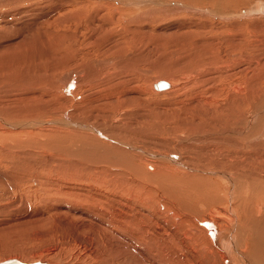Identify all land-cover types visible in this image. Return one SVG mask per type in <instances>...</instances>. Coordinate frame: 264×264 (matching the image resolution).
<instances>
[{
	"label": "rangeland",
	"instance_id": "obj_1",
	"mask_svg": "<svg viewBox=\"0 0 264 264\" xmlns=\"http://www.w3.org/2000/svg\"><path fill=\"white\" fill-rule=\"evenodd\" d=\"M66 1L0 0V29L6 28L0 30V36L9 37L0 42V261L16 258L26 263L117 264L120 251L128 257H139L146 247L156 245V255L160 258L168 252L174 255L173 260L183 259L185 251L184 264L189 261L223 264L218 253L205 255L214 246L191 231L193 225L179 208V201L167 197L156 181L159 177H168L167 184L178 180L184 188L185 182L207 178L218 185H234L232 197L238 199L245 182L255 181L256 174L264 168V136H261L264 135V119H261L264 118V0H123L125 3L106 0L112 3V8L102 11L94 8L89 0ZM256 4L262 5L261 12L253 11ZM82 12L84 15L78 17L79 21L76 18L65 24L57 21ZM104 18L111 20L108 26ZM88 23L91 31L85 26ZM88 32L94 35L88 37ZM43 51L51 53L44 57ZM74 67L79 68L80 74L74 77L80 84L70 88L72 94L59 98L53 87L60 81L55 78L72 72ZM157 81H166L170 87L156 91L153 83ZM49 82L52 86H48ZM234 83L241 85L243 94L233 93ZM228 93L234 95L230 98ZM233 96H239V100L234 101ZM115 106L124 108V116H117ZM247 115L254 117L253 123L243 129L244 125L238 121L248 118ZM30 116L37 122L36 126L25 122ZM70 117L87 119L86 124L97 131L122 138L120 146L127 152L125 163L128 165L111 169L104 161L92 164L88 157L92 156V149L86 148L83 140L97 145L93 141L99 135L92 131L88 137L77 132L89 131L88 128L66 126L62 120ZM55 119L59 123H52ZM14 120L21 124L18 122L16 127ZM10 124L14 127L10 128ZM235 128H241V132L232 133ZM40 129L42 133H38ZM250 134H255L252 142L248 141ZM77 136L82 140H77ZM39 138H42V150L48 151L47 156H42L38 147L32 145ZM59 138L62 146L56 149L52 144ZM246 138L247 141H242ZM150 161L152 171L145 168ZM174 168L177 173L170 172ZM97 204L107 210L95 213L100 207ZM71 206L77 208L79 218L66 214ZM239 225L244 227L243 223ZM79 233L86 240H92L101 250L100 255L113 256L105 263L101 257L94 258L78 241ZM122 246L125 248H119ZM194 246L202 247L205 253L194 250ZM169 262L172 264V260Z\"/></svg>",
	"mask_w": 264,
	"mask_h": 264
},
{
	"label": "bare ground",
	"instance_id": "obj_2",
	"mask_svg": "<svg viewBox=\"0 0 264 264\" xmlns=\"http://www.w3.org/2000/svg\"><path fill=\"white\" fill-rule=\"evenodd\" d=\"M18 1V0H17ZM66 1V0H65ZM89 1H91V2H93L94 3V5H95V7L94 8H96L97 10H101L102 11V9L103 8H106V9H110V8H112V3H110V2H106V0H105V2H100L101 0H89ZM110 1V0H109ZM123 1V0H122ZM194 1H197V0H194ZM220 1V0H219ZM66 2H69V1H66ZM81 2V1H80ZM124 2V1H123ZM223 2V1H222ZM70 3V2H69ZM125 3V2H124ZM123 3V4H124ZM215 3H216V1H215ZM122 4V5H123ZM177 4V3H176ZM219 4V3H218ZM68 5V4H67ZM93 5V4H92ZM122 5H120L121 7H122ZM179 5V4H178ZM202 5V4H201ZM232 5V4H231ZM235 5V4H234ZM127 6V5H126ZM228 6V5H227ZM63 7V6H62ZM124 7V6H123ZM122 7V8H123ZM206 7V6H205ZM218 8V7H217ZM255 9H253V11H256V10H259L260 11V9H262L263 7H262V5L260 6V4H256L255 5V7H254ZM139 9V8H138ZM196 9V8H195ZM198 9V8H197ZM63 11H64V9H62ZM115 10L116 11H120V12H123V13H125L126 12V10L125 9H123L122 11L119 9V8H115ZM136 10V9H135ZM141 10V9H140ZM132 11V10H131ZM113 12V11H112ZM127 12H128V10H127ZM135 12V11H134ZM133 12V13H134ZM140 11H138V13H139ZM261 12V11H260ZM99 13V12H98ZM119 13V12H118ZM241 13V12H240ZM249 13V12H248ZM59 14V13H58ZM64 14H65V11H64ZM135 14V13H134ZM142 14V13H141ZM141 14H138V16H140ZM243 14H245V12L243 13ZM66 15V14H65ZM84 14H83V12L82 13H80L78 16H73L72 18H70V17H65V18H63L64 20H60V19H57V21H59V23H60V21L62 22V23H66V22H68V20H71V19H77L78 21H79V19H78V17H80V16H83ZM122 15V14H121ZM125 14H123V16H124ZM126 15H127V13H126ZM126 15H125V17H126ZM230 15V14H229ZM237 14H235V16H236ZM59 16V15H58ZM129 16V15H128ZM242 16V15H241ZM60 17V16H59ZM103 17H105V13L103 14ZM124 17V18H125ZM246 17V16H245ZM15 18V17H14ZM67 18H70V19H67ZM123 18V19H124ZM131 18V17H130ZM146 18V17H145ZM54 19V18H53ZM89 19V18H88ZM98 19V21L100 22V23H102L101 22V20L99 19V18H97ZM104 19H106V22L105 21H103L107 26H108V24L109 23H111V20H108L107 18H104ZM103 19V20H104ZM128 19V18H127ZM75 21V20H74ZM86 21V20H85ZM91 20H89V22H90ZM96 21V20H95ZM133 21H135V20H133ZM83 22V21H82ZM132 22V21H131ZM130 22V23H131ZM256 22V21H255ZM117 23V22H116ZM126 23V22H125ZM105 24H103L104 26H105ZM102 25V26H103ZM17 26V25H16ZM20 26V25H19ZM23 26V25H22ZM85 26H88L89 27V30H90V27H91V25L88 23L87 25H85ZM123 26V25H122ZM121 26V27H122ZM205 26V25H204ZM87 27V28H88ZM252 27H253V25H252ZM251 27V28H252ZM16 28V27H15ZM19 28V27H18ZM81 28V27H80ZM124 28V27H123ZM3 29H6L5 27L3 28ZM3 29H0V30H3ZM85 29H86V27H85ZM96 29V28H95ZM20 30V29H19ZM250 30V29H249ZM66 31V30H65ZM87 31H88V29H87ZM91 31V30H90ZM94 31V30H93ZM98 31V30H97ZM139 31V30H138ZM59 32V31H58ZM63 32V31H62ZM19 33V32H18ZM17 33V34H18ZM23 33V32H22ZM64 33V32H63ZM88 37H90V36H93L94 34L92 33V32H88ZM19 36V35H18ZM50 36V35H49ZM79 36V35H78ZM1 38H0V42H4V41H6V40H8L9 39V37L8 36H6V35H3V36H0ZM66 37H68V36H66ZM65 37V38H66ZM139 37V36H138ZM137 37V38H138ZM22 39V38H21ZM23 40V39H22ZM67 40V39H66ZM139 40V39H138ZM140 41V40H139ZM107 42V41H106ZM59 43V42H58ZM1 44V43H0ZM21 44H23V43H21ZM57 44V43H56ZM77 45V44H76ZM23 46H24V44H23ZM30 47V46H29ZM99 47V46H98ZM47 48V47H46ZM76 48V47H75ZM100 48V47H99ZM83 49V48H82ZM98 50V49H97ZM21 51V50H20ZM21 53V52H20ZM50 53L51 52H49V51H43V54H44V57H48L49 55H50ZM74 53V52H73ZM132 53V52H131ZM27 54V53H26ZM29 54V53H28ZM130 54V53H129ZM35 56H36V54H35ZM116 56V55H115ZM38 57H40V56H38ZM42 57V56H41ZM118 57V56H117ZM121 57V56H120ZM23 58H25L24 56H23ZM33 58V57H32ZM109 58V57H108ZM110 58H112V57H110ZM119 58V57H118ZM40 59V58H39ZM103 59H107V57L106 58H103ZM117 59V58H116ZM33 60V59H32ZM111 60V59H110ZM114 60V59H113ZM113 60H111V61H113ZM63 61V60H62ZM107 61V60H106ZM33 62H34V60H33ZM39 62V61H38ZM65 62V61H64ZM102 62L104 63L105 62V60L103 61L102 60ZM129 62V61H128ZM115 63V62H114ZM117 63V62H116ZM68 64V63H67ZM104 64H108L109 65V63H104ZM110 65H112V64H110ZM14 66V65H13ZM72 66V65H71ZM29 67V66H28ZM10 69H11V65H10V67H9ZM76 67H74V69H75ZM14 69V68H13ZM15 69H16V67H15ZM14 69V70H15ZM21 69H23L22 67H21ZM57 69V68H56ZM61 69V68H60ZM73 69V70H74ZM79 69V68H78ZM77 68H76V70H72V72L71 71H69L68 73L66 72L64 75L65 76H61L60 74V76L62 77V78H60V76H56V78L55 79H58L59 81H60V84L59 85H55L53 88L56 90V92H57V94H59V98H62L61 96L64 94V95H69V94H72V90H70V88L74 85H76L75 87H77L78 86V84H80L79 82H77L78 81V78H77V80H76V76H77V74H80L78 71ZM121 69V68H120ZM13 70V71H14ZM58 70V69H57ZM65 70V69H64ZM63 70V71H64ZM78 70V71H77ZM56 71V70H55ZM66 71V70H65ZM106 72V71H105ZM57 74H58V72H56ZM60 73V72H59ZM74 74L76 75L75 77H74ZM81 74H82V72H81ZM94 77H96V76H94ZM93 77V79L95 80L96 78H94ZM243 77V76H242ZM245 77V76H244ZM243 77V78H244ZM247 77V76H246ZM21 78H23V77H21ZM52 78H53V76H52ZM170 78V77H169ZM90 79V78H89ZM88 79V80H89ZM258 79V78H257ZM51 80V79H50ZM49 80V81H50ZM53 80V79H52ZM91 80H92V78H91ZM98 80V79H97ZM172 80V79H171ZM242 80V79H241ZM240 80V81H241ZM246 80V79H245ZM248 80V79H247ZM54 81V80H53ZM96 81V80H95ZM124 81V80H123ZM122 81V82H123ZM242 81H244V80H242ZM241 81V82H242ZM51 82V81H50ZM49 82V84H48V86H52L51 85V83ZM55 82H57V81H55ZM97 82V81H96ZM164 83H166V87L164 88H159L158 87V85H159V83H161V81H157V82H154L153 83V88H154V90H156V91H166V89L167 88H169L170 87V85H169V83H167L166 81H163ZM235 82H237V81H235ZM245 82V84H246V81H244ZM21 83V82H20ZM52 83H54V82H52ZM85 83V82H84ZM240 83V82H239ZM29 84V83H28ZM45 84V83H44ZM94 84H95V82H94ZM172 84V83H171ZM244 84V83H243ZM89 85V84H88ZM87 85V86H88ZM113 85V84H112ZM38 86H40V85H38ZM195 86V85H194ZM42 87V86H41ZM110 87V86H109ZM35 88V87H34ZM47 88V87H46ZM91 88H93V87H91ZM106 88V87H105ZM247 88V87H246ZM36 89V88H35ZM231 89L233 90V93L235 94V95H237V94H243L244 92L242 91V93H240L241 92V85L240 84H236V83H234L232 86H231ZM248 89H250V88H248ZM248 89H246L247 91H248ZM253 89V88H252ZM245 90V89H244ZM251 90V89H250ZM70 91V93H68ZM253 91V90H252ZM29 92V91H28ZM32 91H30V93H31ZM246 92V91H245ZM26 93H27V89H26ZM229 94L230 95V98H231V95H234V94ZM249 93V92H248ZM251 93V92H250ZM29 94V93H28ZM33 94V93H32ZM227 94V95H228ZM131 95V94H130ZM248 95H250V94H248ZM251 95H252V93H251ZM244 96V95H243ZM245 96H246V94H245ZM124 97V96H123ZM229 97V96H228ZM234 97V96H233ZM232 97V98H233ZM236 97V96H235ZM234 97V98H235ZM240 97H242L241 95H240ZM233 98V99H234ZM245 98V97H244ZM243 98V99H244ZM249 98V97H248ZM251 98H252V96H251ZM133 99V98H132ZM232 99V100H233ZM241 99V98H240ZM240 100V101H244V100ZM116 100H118V98L116 99ZM229 100V99H228ZM237 100H239V96H238V98L236 97L235 98V100L234 101H237ZM246 100H247V97H246ZM124 101V99L121 101V102H123ZM239 101V102H240ZM51 102V101H50ZM120 102V103H121ZM129 102V101H128ZM151 102V101H150ZM206 102V101H205ZM210 102H211V100H210ZM242 102H240V103H242ZM246 101H244V103H245ZM127 103V102H126ZM59 104V103H58ZM116 104V103H115ZM114 104V105H115ZM119 104V103H118ZM118 104H116L117 106H119ZM144 105V104H143ZM150 105V104H149ZM121 106V105H120ZM145 106V105H144ZM143 106V107H144ZM141 107V106H140ZM20 108V107H19ZM110 108V107H109ZM115 109H116V112H118L119 113V115H117V116H124V113L125 112H123V110H124V108H116V106L114 107ZM111 109V108H110ZM123 109V110H122ZM131 110V109H130ZM129 110V111H130ZM133 110V109H132ZM135 110V109H134ZM133 110V111H134ZM142 110V109H141ZM46 112H47V110H45ZM49 111V110H48ZM126 111V110H125ZM27 112V111H26ZM65 112V111H64ZM112 111H110V113H111ZM133 113V112H132ZM257 113V112H256ZM260 113V112H259ZM258 113V114H259ZM9 114V113H8ZM11 114V113H10ZM18 114V113H17ZM16 114V115H17ZM23 114V113H22ZM25 114V113H24ZM56 114H58V113H56ZM66 114V113H65ZM65 114L64 115H62V116H65ZM112 114V113H111ZM114 114V113H113ZM127 114V113H126ZM257 114V115H258ZM30 115V114H29ZM67 115V114H66ZM148 115V114H147ZM253 115V114H252ZM256 115V114H255ZM20 116V115H19ZM52 116V115H51ZM58 116V115H57ZM107 116V115H106ZM111 116V115H110ZM248 116V115H247ZM20 117H22V116H20ZM27 117V116H26ZM108 117V116H107ZM250 117V115L248 116V118ZM1 118V117H0ZM23 118H24V116H23ZM63 118V117H62ZM65 118H67V117H65ZM114 119H115V117H113ZM246 118V119H245ZM247 117H244L242 120H240V121H238L242 126L244 125V128L243 129H245L247 126H248V124H251V123H253V121L251 122V119L252 118H254V117H252V118H249L248 119ZM4 119V118H3ZM5 119L6 120H8L9 119V117L8 116H5ZM21 119V118H20ZM32 119V120H31ZM37 119V118H36ZM261 119H264V118H262L261 117ZM23 120V119H22ZM41 120V119H40ZM49 120V119H48ZM58 119H55V120H51L52 121V123L54 122V121H57ZM15 122H16V124H15V126L16 127H18L17 126V123L19 122H17L16 120H14ZM21 121V120H20ZM60 121V120H59ZM86 121V122H85ZM85 121H80L79 119H75V118H72V117H70V118H68V119H65V120H62V122L63 123H65L66 124V126H68V127H70V125H73V126H81L82 128H88L89 129V131H84V132H80V131H77L78 129H76V128H74L73 130H75V131H77V132H79L80 134H83V133H86L87 135H88V137L89 136H91V134L93 133L92 131H95L96 133H98V135H99V138H97L96 136H98L96 133H95V140L93 141V142H95L97 145H95V144H91V143H89L90 141H85V140H83L84 142H85V144H84V146L86 147V148H88V147H90L92 150L90 151V153L92 154V156H88V157H90L91 158V163L92 164H94V162L96 163H101L102 164V162L103 163H105L107 166H109L111 169H112V167H113V169L114 168H119V167H125V165L127 164V163H125V161H126V153H124V151H126L123 147H121L120 146V144H121V142H122V138H112L111 136H109L108 134H104V133H102L101 131L99 132V131H97L94 127H92L91 125H87L86 123L88 122V120L86 119ZM23 123H24V120L22 121ZM25 122L27 123H30V124H32L33 126L35 125H37L36 123V121L35 120H33V118L30 116V117H28L26 120H25ZM42 122H43V120H42ZM48 122V121H47ZM58 122V121H57ZM10 123V122H9ZM20 123V122H19ZM40 124H41V121L39 122ZM55 123V122H54ZM59 123V122H58ZM8 124V123H7ZM12 124V123H11ZM10 124V125H11ZM21 124V123H20ZM29 124V125H30ZM62 124V123H61ZM239 124V125H240ZM28 125V126H29ZM56 125V124H55ZM21 126V125H20ZM22 126H25V123H24V125H22ZM27 126V125H26ZM31 126V125H30ZM29 126V127H30ZM78 126H77V128H78ZM250 126V125H249ZM248 126V127H249ZM0 127H2V126H0ZM4 127V126H3ZM12 127V125L10 126V128ZM14 127V126H13ZM12 127V128H13ZM54 127V126H53ZM72 127V126H71ZM3 129L4 128H2V131H3ZM16 129V128H15ZM24 129H26V127L24 128ZM123 129V128H122ZM250 129V128H249ZM1 130V129H0ZM23 130V129H22ZM71 130V129H70ZM135 130V129H134ZM231 130V129H230ZM240 130H241V128H240ZM240 130H236V128H235V130H232L231 132L233 133H235L236 131L238 132V131H240ZM247 130V129H246ZM252 130V129H251ZM9 132H11V131H13L12 129H11V131L10 130H8ZM17 131V130H16ZM20 131V130H19ZM81 131H82V129H81ZM245 131V130H244ZM6 132H7V129H6ZM14 132V131H13ZM25 132V131H24ZM43 132V130L42 129H40L39 131H38V133H42ZM135 132V131H134ZM241 132V131H240ZM243 132V131H242ZM246 132V131H245ZM252 132H253V130H252ZM0 133H2V132H0ZM17 133V132H16ZM15 133V134H16ZM26 133V132H25ZM76 133V132H75ZM74 133V134H75ZM261 133V132H260ZM27 134H32V133H27ZM70 134H72V133H70ZM239 134V133H238ZM241 134V133H240ZM2 135V134H1ZM10 136H12V137H15V135H13V134H9ZM108 135V136H107ZM112 135V134H111ZM114 135V134H113ZM242 135H243V133H242ZM252 135V136H251ZM255 134H250V135H248V139L246 138V139H242V141H244L245 142V140L247 141H250V142H252L253 141V136H254ZM6 136V135H5ZM76 136V135H75ZM84 136V135H83ZM191 136V135H190ZM250 136V137H249ZM261 136H264V135H261ZM260 136V137H261ZM7 137V136H6ZM42 137V136H41ZM43 137H44V135H43ZM51 137V136H50ZM242 137V136H241ZM245 137H247V134H246V136ZM244 137V138H245ZM1 138V137H0ZM53 138V137H52ZM76 138H78V136L76 137ZM256 138H258V137H256ZM263 138V137H262ZM23 139V138H22ZM69 139V138H68ZM92 139V138H91ZM105 139V140H104ZM261 139V138H260ZM61 138H59V139H56V141H55V144L53 143L52 145L53 146H55L56 147V149H61V148H59L58 146H62V145H59V143H61ZM77 140H82V138L81 137H79ZM102 140V141H101ZM176 140V139H175ZM178 140V139H177ZM184 140V139H183ZM237 140V139H236ZM257 140V139H256ZM75 141V140H74ZM109 141V142H108ZM241 141V142H242ZM113 144H112V143ZM220 142V141H219ZM234 142V141H233ZM50 144H51V142H49ZM64 143H67V142H64ZM239 143H240V141H239ZM247 143V142H246ZM246 143H245V145H246ZM11 144H12V142H11ZM126 144V143H125ZM234 144H236V141L234 142ZM244 144V143H243ZM33 146H37L38 147V150H39V152H40V154L43 156V155H45V156H47L48 155V151H46V152H44L43 150H42V138H39V139H37V140H34V142H33V144H32ZM77 147V146H76ZM253 147V146H252ZM251 147V148H252ZM134 148V147H133ZM140 148V147H139ZM245 148V147H244ZM246 148H248V147H246ZM250 148V149H251ZM44 149V148H43ZM51 149H52V147H51ZM54 149V148H53ZM89 149V148H88ZM35 150V149H34ZM69 150V149H68ZM72 150V149H71ZM85 150H87V149H85ZM103 150V151H102ZM145 150V149H144ZM154 150V149H153ZM11 151V150H10ZM37 150H35V152H36ZM53 151V150H52ZM81 151V150H80ZM84 151V150H83ZM88 151V150H87ZM123 151V152H122ZM4 152V151H3ZM8 152V151H7ZM77 152V151H76ZM135 152V151H134ZM148 152V151H147ZM50 153V152H49ZM77 153H79V152H77ZM129 153V152H128ZM131 153V152H130ZM141 153H142V151H141ZM166 153V152H165ZM30 154V153H29ZM35 154V153H34ZM147 154V153H146ZM151 154H153V153H151ZM157 154V153H156ZM50 155V154H49ZM126 155V156H125ZM135 155V154H134ZM42 156H41V158H42ZM66 156V155H65ZM157 156V155H156ZM172 156V155H171ZM170 156V157H171ZM181 156V155H180ZM209 156V155H208ZM54 157V156H53ZM70 157V156H69ZM84 157V156H83ZM87 157V156H86ZM87 157V158H88ZM43 158H45V157H43ZM59 158V157H58ZM173 158H175V157H173ZM141 159V158H140ZM163 159V158H162ZM171 159V158H170ZM231 160V159H230ZM129 161V160H128ZM11 162V161H10ZM178 162H179V160H178ZM180 164V163H179ZM11 165V164H10ZM128 165V164H127ZM182 165V164H181ZM187 165V164H186ZM117 166V167H116ZM185 166V165H184ZM186 167V166H185ZM189 167V166H188ZM187 167V168H188ZM27 168V167H26ZM73 168V167H72ZM103 168H104V166H103ZM128 167L126 166V169H127ZM145 168H146V170H153L154 169V167H153V163H152V161H150V162H147L146 164H145ZM158 168V167H157ZM164 168V167H163ZM167 168V166L165 167V169ZM178 168V167H177ZM186 168V169H187ZM192 168H194V167H192ZM199 168V167H198ZM198 168H197V170H198ZM203 168V167H202ZM138 169V168H137ZM141 169V168H140ZM181 169V168H180ZM179 169V170H180ZM184 169V168H183ZM183 169H181L182 171H183ZM189 169V168H188ZM195 169V168H194ZM210 169V168H209ZM216 169V168H215ZM37 170V169H36ZM66 170V169H65ZM110 170V169H109ZM178 170V169H177ZM193 170V169H192ZM66 171H68V170H66ZM102 171V170H101ZM126 171V170H125ZM138 171V170H137ZM145 171V170H144ZM168 171H170V169L168 170ZM175 171V168H174V170H172V171H170V172H174ZM182 171H180V172H182ZM187 171V170H186ZM185 171V172H186ZM211 171H213V170H211ZM69 172V171H68ZM86 172V171H85ZM100 172V171H99ZM118 172H121L120 170L118 171ZM136 172V171H135ZM150 172V171H149ZM184 172V171H183ZM190 172V171H189ZM189 172H188V175H189ZM201 172V171H200ZM210 172V171H209ZM214 172V171H213ZM218 172V171H217ZM72 173V172H71ZM102 173V172H101ZM110 173V172H109ZM114 173H115V171H114ZM114 173H112L113 175H114ZM125 173V172H124ZM145 173H146V171H145ZM153 173V172H152ZM175 173H177L176 171H175ZM179 173V172H178ZM221 173V172H220ZM112 174H110V175H112ZM115 174H117V172L115 173ZM119 174V173H118ZM143 174V173H142ZM184 174V173H183ZM195 174V173H194ZM193 174V176H195ZM214 174H215V172H214ZM219 174V173H218ZM229 174V173H228ZM34 175V174H33ZM65 175V174H64ZM67 175V174H66ZM70 175V174H69ZM68 175V176H69ZM71 175H73V174H71ZM77 175H78V173H77ZM120 175V174H119ZM119 175H118V177H119ZM191 175V174H190ZM230 175H231V173H230ZM245 175V174H244ZM60 176V175H59ZM100 176V175H99ZM107 176V175H106ZM105 176V177H106ZM121 176V175H120ZM142 176V175H141ZM183 176V175H182ZM217 176V175H216ZM215 176V177H216ZM101 177H102V174H101ZM104 177V176H103ZM109 177V176H108ZM114 177V176H113ZM186 178H187V176H185ZM196 177H197V175H196ZM221 177V176H220ZM62 178V177H61ZM93 178H94V176H93ZM167 178L168 177H159L158 179H157V183L158 184H160L161 186H162V188H163V191L167 194L166 196L167 197H169L170 199H172V200H174V199H176V200H178L179 201V206H181V207H179L181 210H182V212L184 213V215H186L187 216V219H188V221H191V225H193V228L191 229V231H193V233L194 234H196V236L197 235H201V236H203L202 238H206V239H208L209 240V243L208 244H211V245H213L214 247H212L211 246V250L208 252V250H206V253L204 252V251H202L201 249H202V247H201V249H198V248H196L195 246H194V250H201V252H204L205 253V255H213L215 252H216V255H217V253H218V255L221 257V260L223 261L222 263L223 264H264V168L259 172V173H257L256 174V178H255V181H252V182H248V181H246L245 182V184H244V187H245V189L243 188V190H242V193L240 194L239 192H238V199H236L235 197H232V194H233V192H234V190H235V187H234V185H231L230 184V186H224V185H218V182H216V181H214V180H207V178H205L206 180L205 181H203V180H201V181H199V182H192V181H190V182H185V183H183V181H182V186L184 187V188H182L181 187V185L179 184V183H181L180 181H175L173 184H167V182H168V180H167ZM178 178H179V176H178ZM193 178V177H192ZM36 179V178H35ZM71 179V178H70ZM74 179V178H73ZM89 179V178H88ZM95 179V178H94ZM106 179H107V177H106ZM117 179V178H116ZM139 179V178H138ZM173 179V178H172ZM171 179V180H172ZM230 179V178H229ZM247 179V178H246ZM39 180V179H38ZM72 180V179H71ZM75 180V179H74ZM111 180H112V178H111ZM189 180H190V178H189ZM193 180V179H192ZM195 180H198V179H196L195 178ZM35 181V180H34ZM70 181V180H69ZM92 181V180H91ZM101 182L103 181V180H100ZM231 181V180H230ZM36 182V181H35ZM93 182V181H92ZM99 182V181H98ZM100 182V183H101ZM105 182V181H104ZM103 182V183H104ZM113 182V181H112ZM228 182V181H227ZM232 182V181H231ZM72 183V182H71ZM108 183V182H107ZM241 183V182H240ZM39 184V183H38ZM76 184V183H75ZM88 184V183H87ZM97 184H99V183H97ZM105 184V183H104ZM70 185V184H69ZM89 185V184H88ZM96 185V184H95ZM101 185L103 186V184L101 183L100 184V187H101ZM109 185V184H108ZM229 185V184H228ZM256 185V186H255ZM75 186V185H74ZM79 186V185H78ZM97 186V185H96ZM105 186V185H104ZM111 186H112V184H111ZM114 186V185H113ZM154 186H155V184H154ZM247 186H248V190H247ZM105 187H107V186H105ZM52 188V187H51ZM87 188H88V186H87ZM99 188V187H98ZM104 188V187H103ZM111 188V187H110ZM78 189V188H77ZM101 189V188H100ZM104 190V189H103ZM106 190V189H105ZM110 190V189H109ZM108 189H107V191H109ZM92 191V190H91ZM97 191V190H96ZM227 191V193H224V192H226ZM52 192V191H51ZM75 192V191H74ZM93 192V191H92ZM111 192V191H110ZM237 192V191H236ZM50 193V192H49ZM78 193V192H77ZM81 193V192H80ZM86 193V192H85ZM84 193V194H85ZM90 193V192H89ZM94 193V192H93ZM99 193V192H98ZM67 194H73V192H68ZM76 194V193H75ZM96 194V193H95ZM100 194H102V192H100ZM100 194H99V196H100ZM105 194V193H104ZM112 194V193H111ZM121 194H122V192H121ZM130 194V193H129ZM259 194V195H258ZM260 194H261V196H260ZM48 195V194H47ZM50 195V194H49ZM77 195V194H76ZM87 195V194H86ZM117 195V194H116ZM159 195V194H158ZM234 195V194H233ZM258 195V196H257ZM80 196H81V194H80ZM83 196V195H82ZM259 197V198H257V197ZM90 197H91V195H90ZM97 197V196H96ZM95 197V198H96ZM260 197H263V198H261L260 199ZM50 198H51V196H50ZM71 198V197H70ZM75 198V197H74ZM94 198V197H93ZM117 198V197H116ZM79 199V198H78ZM106 199H108V198H106ZM114 199H115V197H114ZM164 199H166V198H164ZM260 199V200H259ZM69 200V199H68ZM76 200V199H75ZM80 200V199H79ZM102 200V199H101ZM116 200V199H115ZM118 200V199H117ZM175 200V201H176ZM72 201H73V199H72ZM87 201V200H86ZM94 201V200H93ZM119 201V200H118ZM239 201V202H238ZM74 202V201H73ZM109 202V201H108ZM111 202V201H110ZM237 202H238V204H237ZM98 203V202H97ZM105 203V202H104ZM121 203V202H120ZM124 204V203H123ZM122 204V205H123ZM177 204V203H176ZM98 205V204H97ZM96 205V206H97ZM98 206H100V204L98 205ZM121 206V205H120ZM125 206V205H124ZM64 207V206H63ZM72 208H70V207H68V209H67V212H66V214H68L71 218H79V217H77L78 216V212H75L76 211V209L77 208H75V206H71ZM103 207H104V205H103ZM102 206H100L99 208H98V210L97 211H95V213L97 212V214H100L101 212H105V210H107V209H105V208H103ZM129 207V206H128ZM198 207H199V210H197L198 209ZM97 208V207H96ZM110 208H111V206H110ZM114 208V207H113ZM176 208V207H175ZM121 209V208H120ZM161 209H162V206H161ZM160 209V210H161ZM177 209V208H176ZM194 209V210H193ZM61 210V209H60ZM112 210V209H111ZM122 210V209H121ZM137 210V209H136ZM108 212V211H107ZM114 212V211H113ZM167 212V211H166ZM181 212V211H180ZM182 212H181V214H182ZM62 213H64L63 211H62ZM118 213V212H117ZM117 213H115V214H117ZM169 213V212H168ZM114 214V215H115ZM121 214V213H120ZM87 215V214H86ZM125 215V214H124ZM173 215H175V217L177 216V214H175V213H173ZM172 215V216H173ZM107 216V215H106ZM113 217V216H112ZM132 217V216H131ZM178 217V216H177ZM133 218V217H132ZM182 218V217H181ZM181 218H179V219H181ZM92 219V218H91ZM121 219H123V218H121ZM125 219V218H124ZM127 219V218H126ZM221 219V220H220ZM136 220V219H135ZM92 221V220H91ZM124 221H126V220H124ZM79 222V221H78ZM100 222V221H99ZM113 222V221H112ZM127 222V221H126ZM178 222V221H177ZM92 223V222H91ZM95 224H96V222H94ZM122 223V222H121ZM125 223V222H124ZM127 223H130V222H127ZM243 223V225H244V227H240V225L239 224H242ZM76 224V223H75ZM82 224H84V223H82ZM93 224V223H92ZM91 224V225H92ZM108 224V223H107ZM186 224H187V222H186ZM80 225V223L78 224V226ZM89 225V224H88ZM143 225V224H142ZM119 226V225H118ZM132 227V226H131ZM239 227H240V230H239ZM83 228H86V226L84 225L83 226ZM82 228V229H83ZM89 228H90V226H89ZM102 228H103V226H102ZM106 228V227H105ZM105 228H104V230H105ZM109 228V227H108ZM187 228V227H186ZM189 228V227H188ZM91 229V228H90ZM133 229V228H132ZM150 229V228H149ZM116 230V229H115ZM118 230V229H117ZM135 230V229H134ZM189 230H190V228H189ZM86 231V230H85ZM87 231H89L88 229H87ZM107 231V230H106ZM111 231V230H110ZM137 231V230H136ZM186 232V231H185ZM83 233H85L84 231H83ZM87 233V232H86ZM89 233V232H88ZM112 233V232H111ZM149 233H152V232H149ZM199 233V234H198ZM240 233V234H239ZM239 234V235H238ZM249 234H250V237L248 238L247 236H249ZM86 235V234H85ZM134 235V234H133ZM167 235H168V233H167ZM187 235H188V233H187ZM192 236H193V234H192ZM237 236H238V238H237ZM81 237H82V239H81ZM149 237V236H148ZM151 237H153V236H151ZM77 238V237H76ZM76 238H74V239H76ZM186 238H187V236H186ZM194 238V237H193ZM68 239V238H67ZM148 239L149 238H147V241H148ZM163 239V238H162ZM190 239V238H189ZM73 240V239H72ZM145 240H146V238H145ZM156 240V239H155ZM197 240V239H196ZM195 240V241H196ZM200 240V239H199ZM240 240V241H239ZM78 241H80L85 247H87V249H88V251L90 252V254L91 255H93V257L94 258H102V261L105 263L106 261H107V259L109 258V257H111V256H113L112 254H110V255H108V253H106V254H104V255H100V253H101V250H99V249H97L96 248V246L94 245V243L92 242V240H86L82 235H80V233L78 234ZM141 241V240H140ZM198 241V240H197ZM196 241V242H197ZM236 241H237V243H236ZM158 240H157V243L156 244H158ZM200 242H204V241H201L200 240ZM200 242H198V243H200ZM201 243V244H202ZM119 244V243H118ZM204 244V243H203ZM121 245V244H120ZM124 245V244H123ZM196 245H198V244H196ZM88 246H90V247H88ZM156 246V245H155ZM155 246L154 247H151V248H148V247H146L147 249L145 250V252L144 251H142L143 253H140V255H139V257H128L127 256V254L126 253H122L119 249V251H120V253H118V256L116 257V256H114V257H116V261H117V264H159L160 263V260H162L163 262H165V264H169L170 262L169 261H171L172 260V264H184V260H186V259H184V258H186L185 257V251L184 252H182L183 253V256H184V258L183 259H179V260H173V257H174V255L172 256V254L171 253H168V252H166L165 253V255H164V257L163 258H160L159 257V255H156V250L157 249H155ZM201 245H199L198 247H200ZM208 246V245H207ZM206 246V247H207ZM111 247V246H110ZM205 247V246H204ZM203 247V248H204ZM119 248H125V247H119ZM130 247H128V249H129ZM165 249L167 248V249H169L168 247H164ZM196 248V249H195ZM116 249H117V247H116ZM115 248H113L112 250H116ZM131 249L132 250H135V251H139L140 250V248L139 247H131ZM150 249H152V250H150ZM192 249V248H191ZM206 249V248H205ZM165 251H167V250H165ZM188 251V250H187ZM155 253V255H152V254H150V253ZM158 252V251H157ZM159 252H161V247H160V249H159ZM198 252V251H197ZM200 252V251H199ZM131 253H133V252H131ZM191 253H192V251H191ZM190 253V254H191ZM117 254V253H116ZM198 254V253H197ZM203 253H200V255H202ZM10 256L11 255H13L12 253L11 254H9ZM15 255V254H14ZM131 255V254H130ZM192 255V254H191ZM204 255V254H203ZM202 255V256H203ZM18 256V255H17ZM21 256H23L22 258H26L27 259V256H25V255H21ZM132 256V255H131ZM135 256H136V253H135ZM138 256V255H137ZM8 257V256H7ZM180 257V256H179ZM189 257V256H188ZM191 257V256H190ZM193 257V256H192ZM197 257H198V255H197ZM205 257H208V256H204V259H206ZM196 258V257H195ZM202 258V257H201ZM209 258V257H208ZM216 258V257H215ZM9 259H13V258H9ZM14 259H16V258H14ZM29 259V258H28ZM194 259V258H193ZM203 258H202V260H204ZM19 260V259H18ZM22 260V259H21ZM20 260V261H21ZM189 260H191V259H189ZM196 261H197V259H195ZM194 260V261H195ZM109 261V260H108ZM107 261V262H108ZM201 261V260H200ZM22 262H23V260H22ZM163 262H161V263H163ZM189 262H193V261H189ZM26 263V262H25ZM47 263L48 264H51V263H49L48 261H47ZM191 263H189V264H191ZM194 263H196V262H193V264ZM106 264V263H105ZM111 264H115V263H113V262H111ZM187 264H188V262H187ZM201 264V263H200Z\"/></svg>",
	"mask_w": 264,
	"mask_h": 264
},
{
	"label": "water",
	"instance_id": "obj_3",
	"mask_svg": "<svg viewBox=\"0 0 264 264\" xmlns=\"http://www.w3.org/2000/svg\"><path fill=\"white\" fill-rule=\"evenodd\" d=\"M159 88H165L166 87V83L164 82H161L159 83L158 85ZM0 264H48L47 262H43V261H36V262H32V263H25V262H22L18 259H7V260H3V261H0Z\"/></svg>",
	"mask_w": 264,
	"mask_h": 264
}]
</instances>
